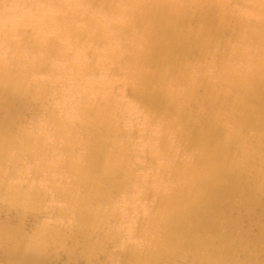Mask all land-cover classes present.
<instances>
[{
	"label": "bare ground",
	"instance_id": "obj_1",
	"mask_svg": "<svg viewBox=\"0 0 264 264\" xmlns=\"http://www.w3.org/2000/svg\"><path fill=\"white\" fill-rule=\"evenodd\" d=\"M86 1L71 2L86 16L84 28L77 27L90 40L108 39L98 58L106 64L111 57L123 85L157 120L122 126L128 104L114 95L107 102L96 98L94 90L112 83L99 76L84 92L65 91L70 99L57 121L49 103L60 95V82L37 79L32 72L40 62L68 56L89 68L87 83L97 74L89 58L61 51V39L71 46L80 41H72L57 8L27 10L23 0H0V248L7 264H111L117 256L121 264H170L177 253L185 264H264V206L255 195L264 192V18H236L225 0ZM40 20L46 25L36 30ZM94 22L113 32L95 30ZM20 25L34 29L33 45L19 35ZM203 82L215 91L202 100L193 89ZM7 96L22 116L9 125L2 118ZM89 102L97 117L86 122ZM249 124L259 132L243 145L238 127ZM222 125L225 141L216 137ZM149 127L158 133L155 144ZM141 132L138 153L134 139ZM149 146L159 150L151 153L160 159L156 173L176 176L180 186L139 175L138 157ZM228 147L254 155L256 163L223 157ZM182 152L186 162L176 159ZM105 157L111 164L102 163ZM224 176L235 188L227 205L219 182ZM151 194V206L124 212L135 198ZM9 195L34 207L12 209Z\"/></svg>",
	"mask_w": 264,
	"mask_h": 264
},
{
	"label": "rangeland",
	"instance_id": "obj_2",
	"mask_svg": "<svg viewBox=\"0 0 264 264\" xmlns=\"http://www.w3.org/2000/svg\"><path fill=\"white\" fill-rule=\"evenodd\" d=\"M68 1L70 3H68L66 0L65 1H62V0H23L24 4L28 6L26 7L27 10H31L32 8H35V9L45 11L48 9L49 5H53L54 8H57V10L59 11V16H61L60 21L62 23V26L65 29L66 28L68 29L70 36H72V41H75V42L78 40L80 41V44L71 46L67 43L66 41L67 38L61 39L62 41L60 45L61 51L68 52V54H71V57H79V56L82 57L83 56L84 58H89L90 60L89 62H91L90 67H92L93 72L97 74L93 76V78H91L90 81L87 83L86 79H87V75L89 74V68L84 63L75 65L74 62H78L79 60L74 59L73 61L68 56L65 58V60H60L58 58H51L50 60H48L46 58L45 62H42V61L40 62V63H45V64H40L36 72H32V74L37 79L50 76L53 78L55 82H60V85L58 87V91L60 92V95L55 96L53 100L51 101V103H49V107L52 106L55 108L56 115H57L56 116L57 121L64 120V116L60 112L61 105L65 101L70 99V95H68L65 91H67L68 89L74 88L77 94L84 92L86 89L91 87V85L89 86L88 84H92L95 80V77H99V76L105 77L107 81H109V78H110L112 80V83H110L111 87H109V85H102L100 86V88L94 90L97 93L96 98L102 100L103 102H107L110 99V97L114 95L116 97L121 98L126 104H128L127 113L123 117V120L120 121L122 122L120 123L122 126L128 127L130 126L129 125L130 121H136V122L142 121L144 120V117L148 120L156 121L157 119L155 118V116L151 112H148L147 109L142 104H140L136 100V98L132 94H130L128 89L123 85L122 83L123 73L120 72V69L115 67L116 65H114V63H111V61H113L111 57L108 59V56H107V59L105 61H109V62H107L106 64H103L102 61H100V59L98 58L101 52H104L105 49H108L109 47L108 39L105 38L106 40L105 39L103 40L102 37L100 38L94 37L92 40H90L88 39L87 36L83 35V33L80 31V29L84 28V26L86 25L84 22L85 21L84 17L86 16H84L85 14L84 12L79 11L78 5L72 4L71 2L78 3V2H81V0H72V1L68 0ZM121 1L123 0H118V2H121ZM89 2L90 1H86V3H89ZM224 2L228 4V8L235 9V12H236L234 14L235 17L245 16V17L264 18V0H225ZM97 6H99V3H97ZM82 7H81V10H82ZM94 23H95V27H94L95 30H98L101 28L103 30L102 33L105 35H110V33L113 32V28L112 29L103 28L100 26V23H96V22ZM45 25H46V22L44 20H40L36 22L35 23L36 30L43 29ZM77 26H79L80 29ZM234 26H235V29H238L241 31L243 30V27L241 25H234ZM0 28H4V25L1 24ZM62 32L66 34L65 30H62ZM18 33L20 36L25 37L30 45H33L35 43V41H33V39H35L34 37L35 32H34V29L31 27V25L30 26L20 25ZM12 41L14 42L13 45L17 47L18 44L16 43V41L15 40H12ZM86 41L89 42V45L91 43L93 44L95 43L93 48L85 47L84 45L88 44ZM187 60H191V58H188ZM70 62H73V63H70ZM201 64L205 70L208 69V67H204L203 62H201ZM68 65H69V68H68ZM162 70L166 71V69H162ZM71 72H75L76 76L74 78H71ZM170 78L173 79L174 75L170 74ZM207 79H208V76H207ZM112 86L114 88H112ZM214 91H215L214 87L208 86L206 82H203V83H198L195 85L193 89V95L196 98L203 100V99L210 98L211 94ZM236 93L237 91L234 92V94ZM6 99H9L6 101L8 105L5 109H3V112L5 114L2 115V118L6 121L7 125H9V123L16 122L22 116L20 115L19 112L16 111V108L12 106V103L14 102L13 97L11 98L8 97ZM95 108L96 107H94L91 104V102H89V105L85 107L86 110L84 113L85 116L83 118V121L91 122L96 119L97 114H96ZM129 116L130 117L133 116V117L129 119L130 118ZM113 123L115 125V122ZM148 129H150V131H153L151 142L155 144L159 140L157 136L158 133L154 132V130L151 127H149ZM45 130H46L45 132L46 134L48 129H45ZM216 132L218 133L217 134L218 136H216L218 140L220 141L226 140L225 138L228 132L227 126L225 125L218 126L216 129ZM257 132H259V130L255 128L254 124H249L247 126L238 127V136L240 135L243 138L242 140L243 145H247L250 142L253 135ZM141 136H142V132L138 134L137 137L134 139L135 152H137L139 148H142V149L144 148L143 146L144 142L141 140ZM186 143H187L186 141H183L181 142V145L184 146L186 145ZM10 150H13V149L10 148ZM152 152L158 153L159 150L156 146H153V147L149 146L147 153L146 154L142 153L141 156L138 157L137 161L139 164L142 165L141 168H138L136 170L139 173V175L140 176H143L146 174L152 175L154 177V180H153L154 184H156L157 180L167 179V182L170 183L171 185L180 186V182L176 178V176H172L173 179L170 180L168 178L169 174L166 175V174L156 173V169H158V165L160 164V159L156 158L158 160L155 161L153 157L151 156ZM138 153H140V151H138ZM222 156L223 157L233 156L237 161L241 163L246 162V161L251 162V163H256L257 161L254 155L251 156L249 154V156L246 157L242 153L233 152V150L229 147L225 148L222 151ZM176 159L181 162L182 161L186 162L190 158L185 154V152H182L176 155ZM102 163L105 165H108V164H111V161L110 159L105 157V158H102ZM262 166L263 165H260V168ZM239 173L243 174L244 170H240ZM42 177L44 178V176ZM9 179H10V182H16V178L14 177H11ZM37 180L41 181L40 178ZM219 182H221L220 189L222 190V194H223L221 197L222 204L227 205V202L230 201V199H233L235 197L234 195L235 188H234L233 181L230 178L224 176L221 180H219ZM255 195L258 196L259 198H262L260 205L264 206L263 188H260V190H258L255 193ZM9 197H10L9 202H10V206L12 209H15V210L22 209L23 203H25L26 208L34 207L31 201L23 202V199L18 195H13V196L9 195ZM199 198L202 201L206 200L204 196H200ZM153 200L154 198L152 194L150 196H146L145 198H141V199L135 198L130 204L125 206L124 212L125 213L127 212L129 214H135V212L141 210V208H143L144 206H151L153 203ZM218 210L219 208H214V207L211 208L212 212H217ZM143 214H139V215L144 218ZM59 223L63 225L62 222H59ZM129 225L131 226V224ZM107 241L115 243L111 239H108ZM114 246H117V244H115ZM164 247L166 249H170L171 245L170 243H166ZM140 252H142V248H140ZM7 256H8V253L0 248V264H7V261H6ZM168 261L170 264H185V256L183 253L171 254L168 258ZM109 262L111 264H121L122 263L121 258L118 256L114 258L110 257Z\"/></svg>",
	"mask_w": 264,
	"mask_h": 264
}]
</instances>
